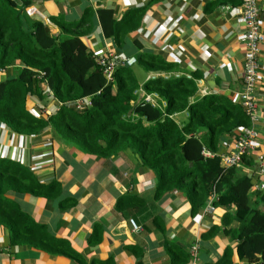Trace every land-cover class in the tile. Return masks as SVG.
<instances>
[{"label":"trees","instance_id":"obj_1","mask_svg":"<svg viewBox=\"0 0 264 264\" xmlns=\"http://www.w3.org/2000/svg\"><path fill=\"white\" fill-rule=\"evenodd\" d=\"M32 1L0 0V69L6 72L0 79V123L23 136L39 134L48 126L61 140L105 160L131 152L138 161L137 169L153 174V203L176 191L195 215L213 196L214 207H229L221 223H236L223 232L237 242L238 260L264 264V188L251 191V176L239 172L238 167L224 166L218 157L224 137L236 127L249 124L240 105L217 94L197 97L194 81L182 75L156 76L141 83L143 92L156 93L164 106H152L141 99L136 102L134 90L139 84L132 67H117L113 81L106 83L92 54L86 51L80 36L90 29L89 9L75 22L51 17L58 28V33L52 34L47 24L24 15V8ZM144 9L128 8L118 20L112 18L109 9H97L96 15L104 36L119 49L127 34L138 26ZM135 64L144 71H168L173 67L144 51L136 53ZM42 81L62 103L47 118L35 117L26 107L29 95L41 97ZM86 97L88 104L79 108L71 104ZM180 112L186 116L177 123L172 116ZM204 150L211 155L204 156ZM241 157L254 168L249 156ZM24 194L55 201L62 207L75 203L60 196L58 181L42 183L27 166L0 157V224L7 230L9 243L28 245L48 254L69 251L71 257L75 256L63 240L56 239L19 208L13 196ZM115 208H124L123 214L132 219L145 211L146 200L124 193L116 198ZM213 227L201 238L212 235ZM166 247L170 264L189 260L184 249L170 242ZM230 255L231 249L225 246L215 262L204 264H231Z\"/></svg>","mask_w":264,"mask_h":264},{"label":"crops","instance_id":"obj_2","mask_svg":"<svg viewBox=\"0 0 264 264\" xmlns=\"http://www.w3.org/2000/svg\"><path fill=\"white\" fill-rule=\"evenodd\" d=\"M239 4L240 0H33L23 11L28 20H41L52 34H57L51 17L75 22L89 9L90 29L80 36L89 53L108 50L135 58L136 53L144 51L172 63L168 71H144L135 63L130 66L139 84L134 90L136 102L144 95L156 94L143 92L140 86L146 79L180 75L194 81L197 97L217 94L233 102L242 86L244 43L240 34L244 27L235 9ZM258 5V20L264 33V6L261 2ZM141 6L145 9L138 26L117 49L112 39L102 33L96 10L109 9L112 18L118 20L126 9ZM257 60L264 74V38ZM5 74V70H0V79ZM46 87L42 81L41 97H27V109L37 110L47 102ZM254 96L260 117L254 123L256 135L247 155L252 162L258 153L264 154V77L256 83ZM155 102L160 106L164 103L159 99ZM185 116V112H180L172 117L181 123ZM236 135L232 130L224 137L218 147L220 153L230 151ZM0 154L24 166L39 160L42 170L35 173L37 179L42 183L58 181L60 196L75 200L70 207H62L43 197L13 196L22 211L56 239L63 240L75 256L71 257L69 251L48 254L28 245H12L6 228L0 224V264H170L168 242L188 252L190 258L183 264L213 263L225 246L231 249V264H247L236 256L237 242L223 232L236 225L234 221L226 226L221 223V216L229 207L218 205L210 213H204L202 207L194 215L184 196L176 191L153 203V174L138 170V161L131 152L105 160L61 140L48 126L39 134L20 136L0 123ZM247 169L251 167L241 161L238 171L243 174ZM251 181L250 190H256L255 175ZM124 193L146 200L145 211L132 218L137 229L131 228L124 208H115L116 198ZM212 226V235L201 238ZM196 239L197 249L191 257Z\"/></svg>","mask_w":264,"mask_h":264},{"label":"built area","instance_id":"obj_3","mask_svg":"<svg viewBox=\"0 0 264 264\" xmlns=\"http://www.w3.org/2000/svg\"><path fill=\"white\" fill-rule=\"evenodd\" d=\"M259 2H261L264 6V0H240L239 6L235 7L244 27L243 32L240 34V39L244 43V52L242 58L241 74L242 86L241 90L235 94L233 102L240 105L249 120V125L236 127L234 130L236 131L237 135L232 142L230 151L218 154L221 163L226 167L241 166V156L249 154L250 148L252 146V140L256 135L253 128L254 123L260 117V114H258L259 107L257 99L254 96L256 83L264 77V74L259 70L257 60L259 44L264 38V33L261 31L260 22L258 20ZM92 56L106 83H111L113 81V73L117 67L131 66L135 63V58L133 56H126L123 53H114L108 50L99 51L94 55L92 54ZM0 70L2 71L3 69ZM45 92L47 93V102L45 104H43L37 110L28 108L29 112L35 117L47 118L48 116L54 114L60 104H62L53 97L49 88L46 87ZM157 99L159 98L156 96V94H147L144 95L142 101L149 103L152 106L159 107V105L155 102ZM71 104L76 108H79L82 105L88 104V98L86 97L77 101H72ZM163 105L164 103L162 106ZM202 154L204 156L211 155V153L206 150L202 151ZM3 155L4 154H0V157ZM253 164L254 168H251L250 170L247 169L246 174L250 175L251 177L253 175L256 176L257 182L253 187L256 190H260L264 188V154L258 153L253 159ZM27 167L29 170L33 171L34 174L42 170V165L39 160L32 162V164ZM212 199H214L213 196L209 198L206 205L204 206V213L212 212L214 207L211 204ZM128 223L132 229L138 228L133 219L128 218ZM196 249L197 239L192 244L191 257L195 255Z\"/></svg>","mask_w":264,"mask_h":264},{"label":"rangeland","instance_id":"obj_4","mask_svg":"<svg viewBox=\"0 0 264 264\" xmlns=\"http://www.w3.org/2000/svg\"><path fill=\"white\" fill-rule=\"evenodd\" d=\"M136 67H137V65H136ZM180 123V122H179Z\"/></svg>","mask_w":264,"mask_h":264}]
</instances>
